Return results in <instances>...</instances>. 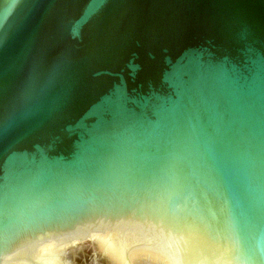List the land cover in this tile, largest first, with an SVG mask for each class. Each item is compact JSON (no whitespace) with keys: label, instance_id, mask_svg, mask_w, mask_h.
<instances>
[{"label":"water","instance_id":"95a60500","mask_svg":"<svg viewBox=\"0 0 264 264\" xmlns=\"http://www.w3.org/2000/svg\"><path fill=\"white\" fill-rule=\"evenodd\" d=\"M0 264H264V0H0Z\"/></svg>","mask_w":264,"mask_h":264}]
</instances>
